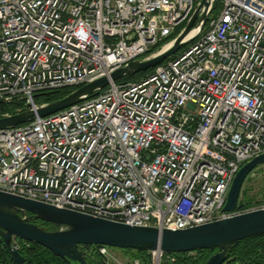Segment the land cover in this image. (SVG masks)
Masks as SVG:
<instances>
[{
	"label": "built area",
	"instance_id": "built-area-1",
	"mask_svg": "<svg viewBox=\"0 0 264 264\" xmlns=\"http://www.w3.org/2000/svg\"><path fill=\"white\" fill-rule=\"evenodd\" d=\"M199 1L0 0V99L35 104L39 92L147 57ZM219 2L202 32L145 77L0 130V191L172 230L259 208L222 210L236 172L264 153V0ZM94 246L100 264H144ZM148 255L147 264L176 261Z\"/></svg>",
	"mask_w": 264,
	"mask_h": 264
},
{
	"label": "water",
	"instance_id": "water-1",
	"mask_svg": "<svg viewBox=\"0 0 264 264\" xmlns=\"http://www.w3.org/2000/svg\"><path fill=\"white\" fill-rule=\"evenodd\" d=\"M215 0H200L184 28L153 54L137 58L109 75L80 85L66 95L42 103L26 100L25 109L0 117V130L29 123L81 103L99 94L111 81L154 68L174 56L204 29ZM11 99H0L9 104ZM264 164V153L244 163L236 172L227 193L224 212L235 210L244 181L257 166ZM53 225L55 230L28 221L27 214ZM264 234V208L251 210L217 221L184 229H159L152 226L127 225L90 214L57 208L46 203L22 198L0 191V241L14 264H25L19 251L12 249V238L43 246L66 264H88L80 247L106 245L113 248L165 253L214 251L204 264H224L229 248L245 238Z\"/></svg>",
	"mask_w": 264,
	"mask_h": 264
},
{
	"label": "trees",
	"instance_id": "trees-1",
	"mask_svg": "<svg viewBox=\"0 0 264 264\" xmlns=\"http://www.w3.org/2000/svg\"><path fill=\"white\" fill-rule=\"evenodd\" d=\"M219 7V0H215L209 17L213 16L218 11ZM186 22L187 21L182 22L175 29L171 36L161 41L154 48H152L149 54L159 50L165 43L173 39L184 28ZM169 59L165 60L162 64L166 63ZM154 69L155 68H151L144 72L124 76L123 78L116 80L115 83L137 81L140 78H143L151 73ZM79 86L80 85L39 92L35 95L34 102L37 105L50 102L66 95L68 92L76 89ZM11 100L12 101L9 104H0V117L6 114L20 112L25 109V105L22 100ZM241 195L242 194L239 195L237 206L244 209L251 204L249 202L243 201ZM27 217L29 222L36 223L46 230L56 229L53 225L47 222L34 220V217H32L29 213L27 214ZM20 241L22 242V240ZM26 243L27 246H23L19 250V252L25 259V264H66L63 259L54 255L50 250L44 248L43 246L32 242ZM94 249V245H83L80 247V250L83 252V255L88 264H100V258L97 254H95V252L93 251ZM122 251L124 255L138 258L144 264H147L149 262V255L147 251H137L132 249H122ZM213 252L214 251H211L209 249H201L193 252L173 253L172 255L176 257L175 263L169 262V260H164L163 264H204L207 259L213 254ZM168 254L171 253H167V255ZM0 264H14L10 254L6 252V250L2 247V244L0 246ZM224 264H264V234L245 238L232 245L227 251V256Z\"/></svg>",
	"mask_w": 264,
	"mask_h": 264
},
{
	"label": "rangeland",
	"instance_id": "rangeland-1",
	"mask_svg": "<svg viewBox=\"0 0 264 264\" xmlns=\"http://www.w3.org/2000/svg\"><path fill=\"white\" fill-rule=\"evenodd\" d=\"M156 52V51H155ZM243 201L249 202L251 205L244 208H257L264 207V164L257 166L250 172L240 191ZM245 203V202H243ZM116 256L124 258L123 253L115 248Z\"/></svg>",
	"mask_w": 264,
	"mask_h": 264
},
{
	"label": "flooded vegetation",
	"instance_id": "flooded-vegetation-1",
	"mask_svg": "<svg viewBox=\"0 0 264 264\" xmlns=\"http://www.w3.org/2000/svg\"><path fill=\"white\" fill-rule=\"evenodd\" d=\"M34 220H36V219L34 218Z\"/></svg>",
	"mask_w": 264,
	"mask_h": 264
}]
</instances>
